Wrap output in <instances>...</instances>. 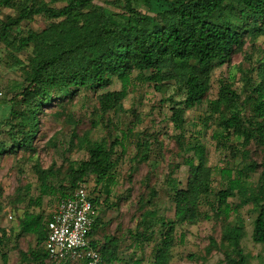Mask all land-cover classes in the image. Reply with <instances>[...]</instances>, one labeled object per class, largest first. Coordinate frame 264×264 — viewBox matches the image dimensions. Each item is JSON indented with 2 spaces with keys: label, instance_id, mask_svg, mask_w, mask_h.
<instances>
[{
  "label": "trees",
  "instance_id": "16d2710c",
  "mask_svg": "<svg viewBox=\"0 0 264 264\" xmlns=\"http://www.w3.org/2000/svg\"><path fill=\"white\" fill-rule=\"evenodd\" d=\"M59 2L63 5L57 6ZM118 3L110 2L120 8L115 11L94 0H0V9L14 11V15L0 18V43L28 54L24 61L17 59L23 77L20 100H14L10 108L0 112V135L6 134L7 138H0V156L22 151L34 157L33 141L43 109L72 103L83 90L95 94L99 122L106 128V134L100 138H92L90 130L77 137V149L86 150V159L68 160L63 168H56L55 163L42 168L35 162L38 195L26 200L16 228L9 231L0 228V249L12 236L17 244L23 236L33 234L36 246L27 252L19 250L18 264L25 261L59 264L49 259L44 247L49 217L46 219L29 207H39L45 196L66 198L74 190L84 188L97 210L87 237L90 246L101 254L103 263L142 264V259L127 261L118 257L120 243L131 239L134 247L153 243L150 264H169L174 258V247L184 242L182 232L177 239V226L205 219L222 221L219 239L209 237L205 254H189V260L204 264L215 250L222 256L217 264H251L254 258L241 244L244 218L229 199H242L250 206L255 214L251 239L264 246V54L256 59V64H250L251 68L238 65L240 89L234 86L236 75L231 74L218 79L214 99L208 96L213 71L229 64L247 42L254 46L264 37V0H118ZM34 16L45 17L49 24L40 30L22 31V24ZM114 77L120 88L108 90ZM135 83L148 84L155 91L172 86L183 95L180 101L173 96L165 99L170 102L167 120L176 131L172 139L180 159L170 163L164 178L173 203L172 217L160 211V191L153 185L151 165L157 164L150 163L151 155L160 141L156 134L146 131L139 132L134 146L126 177L129 186L115 204L109 203L116 185L114 170L119 154L126 152L128 134L132 131L130 127L120 130L115 116L126 111L124 99ZM17 103L26 105L28 111L16 106ZM204 103L207 109L206 118H201L204 128L211 127L210 137L218 148L239 159L236 166L217 169L220 178L217 189L212 186L215 169L208 164L203 130L189 134L186 130V111ZM73 143L71 140V146ZM253 151L259 152L256 158ZM181 165L186 167L184 186L175 176ZM143 167L145 189L134 192L132 179ZM91 179L95 185L89 190ZM28 189L29 185L17 188L11 202H24L22 192ZM131 195L135 204L130 222L126 224L121 218L110 229L112 220L104 221L102 213L113 205L128 202ZM0 256L2 264H7L8 252L5 250ZM255 259L257 264H264V251Z\"/></svg>",
  "mask_w": 264,
  "mask_h": 264
},
{
  "label": "rangeland",
  "instance_id": "374dc122",
  "mask_svg": "<svg viewBox=\"0 0 264 264\" xmlns=\"http://www.w3.org/2000/svg\"><path fill=\"white\" fill-rule=\"evenodd\" d=\"M94 1L109 9L120 10L119 7L110 4V2L118 3V0ZM61 5H63L62 2L57 3V6ZM141 8L143 11L146 10L144 6ZM8 14L14 15V11L8 8L0 9L1 19H4ZM48 24L49 21L45 17L34 16L33 20L23 23L20 29L22 31L27 28L40 30ZM14 34H16L15 31ZM263 48L264 37H260L254 46H250L249 42H247L243 47V51L232 56L229 64L216 68L211 77L209 99H214L217 96L218 79L229 77L231 74L236 75L234 86L240 89L241 81L237 69L238 65L242 64L244 67L251 68L250 64H256V59L264 54L262 52ZM27 56L28 54L24 50L16 51L6 47L4 43H0V112L6 108H10L14 100L17 102L20 100L18 94L23 77L17 59L24 61ZM254 74L255 72L252 71V75ZM119 88L120 82L114 77L107 89L118 90ZM169 96H173L176 101H180L183 98V95L176 92L172 86L165 91H155L148 84L135 83L134 87L130 88L127 97L124 99L126 111L115 116L117 118L115 121L118 122L116 125L120 130H126V128L130 127L132 131L128 134L126 152L119 154V163L114 170L116 185L109 203L115 204L118 197L123 195L125 189L129 186V182H126V177L130 172L131 159L135 153L134 146L138 140L139 132L146 131L149 134H156L160 141V145H156L152 151V161L150 162L151 164H157L156 166L151 165V172L155 177L153 185L160 191V211L167 217L173 216L171 194L166 192L164 178L169 170L170 163H176L180 159L176 153V147L172 139L176 131L167 120L171 111L169 110L170 102L165 99ZM96 105L95 94L89 90H83L75 97L72 103H65V106L54 105L45 107L42 114H40L39 131L33 141V145L36 148L34 157H30L22 151H18L16 154H4L0 156V228L6 229V231L16 228L18 217L25 210L26 200L29 197H36L38 195L37 181L34 174V164L36 161L41 164L42 168H47L52 163H55L56 168H63L66 166L68 160L79 161L88 157L85 149H77V137H82L89 130L91 131L92 138H100L106 134V128L99 122ZM16 106H20L19 108L28 111L26 105L17 103ZM206 110V103L187 110L185 114L186 130L187 134L193 133L196 130H203L202 141L207 148L208 164L215 169L212 186L214 189H217L220 187V178L216 173L217 169L224 166H236L239 163V159H233L226 151L215 145V142L210 137L211 127L205 129L201 120V118H206ZM0 138L6 140V134L2 133ZM71 140L74 142L72 146ZM252 153L254 158L259 154L258 151H253ZM185 168L184 165H181L175 174L182 186L186 183ZM145 171L146 168L143 167L132 179L131 184L134 185V192L145 189L143 178ZM28 185L30 189L23 190L22 192L25 195V201L13 204L10 199L13 197L15 190L17 188L23 189ZM94 185L95 182L91 179L89 181V190ZM59 198L57 195L45 196L39 207H29V210L37 211L47 219ZM103 199L104 196L101 197V200ZM229 201L239 208V212L244 218V236L241 244L244 251L253 256L254 259H252L251 264H257L255 256L264 251V246L254 243L251 239L252 221L255 214L251 212L250 206L244 200L231 198ZM134 204L135 198L131 195L128 202L122 203L120 206L113 205L111 208H106L102 213V219L104 221L112 220L110 229H113L116 226V222L121 218L127 224L130 222L129 216L133 213ZM205 209L203 207V210ZM99 210L100 207L98 208V212H100ZM221 226L222 221L205 219H201L197 223L177 226V239H179V235L182 232L184 234V242L174 247V258L169 264H200V261L189 260L187 255L205 254V247L209 243V237H214L218 240ZM35 246L36 238L33 234L23 236L17 241V244L12 236V239L6 242V245L0 249V255L1 252L3 253L6 250L8 252L7 264H18L21 263L18 251L27 252L34 249ZM152 250L153 243H144L134 247L131 245V239H127L120 243L118 257L127 261H130L131 258L142 259V264H150L153 256ZM221 258V254L214 250L210 253L204 264H217ZM64 263L71 264L72 262L67 261ZM0 264H2L1 256ZM24 264H31V262L25 261ZM114 264H118V262Z\"/></svg>",
  "mask_w": 264,
  "mask_h": 264
},
{
  "label": "built area",
  "instance_id": "2783aa9c",
  "mask_svg": "<svg viewBox=\"0 0 264 264\" xmlns=\"http://www.w3.org/2000/svg\"><path fill=\"white\" fill-rule=\"evenodd\" d=\"M96 214L84 188L59 199L47 221L44 247L49 259L61 263L83 260L85 264H103L101 254L90 246L87 237Z\"/></svg>",
  "mask_w": 264,
  "mask_h": 264
},
{
  "label": "crops",
  "instance_id": "0c3cea01",
  "mask_svg": "<svg viewBox=\"0 0 264 264\" xmlns=\"http://www.w3.org/2000/svg\"><path fill=\"white\" fill-rule=\"evenodd\" d=\"M58 202V201H57ZM56 205H57V203H56ZM56 205H55V207H56ZM55 207L51 210V212L55 209ZM34 212H36V213H39V212H37V211H34ZM50 212V213H51Z\"/></svg>",
  "mask_w": 264,
  "mask_h": 264
}]
</instances>
